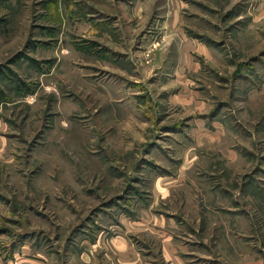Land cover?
Here are the masks:
<instances>
[{
	"label": "rangeland",
	"instance_id": "1",
	"mask_svg": "<svg viewBox=\"0 0 264 264\" xmlns=\"http://www.w3.org/2000/svg\"><path fill=\"white\" fill-rule=\"evenodd\" d=\"M0 264H264V0H0Z\"/></svg>",
	"mask_w": 264,
	"mask_h": 264
}]
</instances>
